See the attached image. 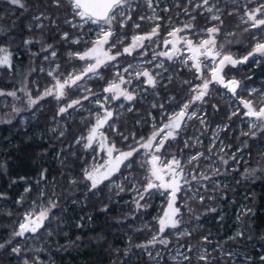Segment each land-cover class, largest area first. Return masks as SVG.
Segmentation results:
<instances>
[{
    "label": "snow or ice",
    "instance_id": "1",
    "mask_svg": "<svg viewBox=\"0 0 264 264\" xmlns=\"http://www.w3.org/2000/svg\"><path fill=\"white\" fill-rule=\"evenodd\" d=\"M143 2L152 10V14L139 15L138 20L133 21V14L140 7V0H35L34 4L29 0H6L14 9L28 13V23L25 25L27 31L39 30L42 35L22 40V47L34 63L28 65L27 73L21 74L18 86L11 90L0 89V97L5 98V106L10 109L4 118H0V122L10 124L13 118L21 117L22 122L26 123L23 114L27 113L35 118L41 102L49 97L58 104L56 116L61 118L70 114V109L82 108L84 101L93 103L95 109H88L92 122L86 125L87 134L79 136L75 144L82 145L85 150L92 149L97 155L103 152V163L84 168L80 180L68 177L69 185L84 183L88 192L95 195L105 181L112 183V178L119 174L123 183L114 184L117 195L126 190L132 191L135 194L132 201L135 211L150 207V200L156 193L166 199L162 214L154 218L157 229L151 239L132 244L129 237L130 246L123 251L126 259L121 264H129L131 255L135 254L134 249H140L153 264H160L164 253L170 256L173 264H220L221 261L233 264L236 253L224 251L222 245L218 244L215 248L219 256H213L203 244L179 243L182 238L193 236V231L185 225L181 208L187 209L193 221H199L201 213L192 207V202L204 205L206 200H213V196L203 195L202 190L207 192L211 188L216 191L226 187L217 178L239 171L246 152L251 157L249 140H264V91L250 89L245 97L240 96L239 92L244 90L242 80L235 76L228 78L226 71L246 64L257 56L264 57V0H246L243 4L238 0H231L235 7L230 11L221 7L226 0H176V15H183L186 19L173 24L175 17H167L170 27L164 36L161 35V24L158 23L164 18L156 13L154 0ZM163 11L169 12L170 9L165 7ZM225 14L238 16L240 23L246 25L243 32L249 34L252 47L243 56L230 50L232 45L240 41L233 39L236 36L234 31L227 30ZM199 16L204 17V27L197 26ZM146 20L154 24L150 30L134 31L130 37L124 31L129 27L130 21H133L132 29H140V22ZM62 25L67 28H62ZM93 25L95 29L92 28ZM46 29L48 38L44 36ZM252 29L257 31L253 33ZM93 30L96 32L95 38L85 40V35ZM57 37L61 46H82L76 49L69 47L65 52L72 71H61L64 60L60 58L58 45L48 42V39L56 40ZM36 45H39V50L33 51ZM153 45L162 50H152L151 57L148 58L149 49ZM14 55L7 44H0V69L14 71ZM126 57L132 58V61H136L137 57L144 59L122 64L121 61ZM72 61L82 62V66L72 64ZM176 65L191 72L197 82L193 79H181ZM108 69L114 70L111 78L103 75ZM33 73L44 74L51 82L42 86L33 79L34 91L28 83V77ZM133 80L146 85L144 91L152 89L157 98L161 96V90L167 91L172 86L177 90V95H169L166 102H153L150 105L151 108L160 110L159 120L151 112L149 119L136 120L137 125H151L147 136L138 137L133 131L125 134L115 124L119 113L111 107L113 102L127 101L129 104L125 110L129 113L135 111L133 103L138 92L129 87ZM90 81L104 82L100 85V92L93 91L89 86ZM217 85L239 100L243 110L241 107L230 109L228 120L231 122L233 117L246 118L248 130L242 131L241 135L248 139L241 141L233 150L232 144H226L220 137V132L228 131L230 124L216 125L211 132L207 152L196 151L185 155V150H191L202 143L200 136L208 131L210 113L206 106L214 98ZM71 96L77 98L71 99ZM9 97L10 101L7 100ZM120 108L124 109L125 105L121 104ZM211 108L213 113L219 110L216 104H211ZM193 120L200 126V134L187 136L189 123ZM106 127L125 142L124 149L118 148L110 140ZM59 136H64L63 130L59 131ZM181 143L183 148L179 147ZM170 149L175 151H169ZM259 156L264 160V150ZM201 159L209 161V166L201 165ZM139 172L144 173L143 177H139ZM46 173L47 169L41 171L40 180H47ZM258 173L264 176V166L259 169L245 167L241 179L254 181ZM20 179L23 180L24 177ZM236 182L239 184L241 181ZM11 183L15 184L17 181L12 180ZM24 191L30 193L32 188H25ZM0 196L3 194L0 193ZM60 198L55 190L49 194L42 189L38 198L29 202L28 210L16 222L17 226L10 238L0 243V250L9 251L20 260V264H43L39 255L29 254L40 253L44 249L32 248L28 242L45 235L51 236L59 229V218L53 210L61 207ZM179 200L184 203L179 204ZM24 201L25 197L21 196L17 204L24 205ZM101 210L107 211L108 206L104 205ZM206 211L215 212L216 209L210 207ZM254 215L251 208L245 207L238 213L237 221L244 225V217ZM54 220L57 221L55 227ZM81 226L77 224V227ZM170 235H175V245L169 239ZM251 238L245 237V228L241 227L229 240ZM202 240L207 243L209 237L205 236ZM157 246L162 251L155 250ZM244 259L245 264H254L252 257L246 256ZM259 262L264 264V255L259 257Z\"/></svg>",
    "mask_w": 264,
    "mask_h": 264
},
{
    "label": "trees",
    "instance_id": "2",
    "mask_svg": "<svg viewBox=\"0 0 264 264\" xmlns=\"http://www.w3.org/2000/svg\"><path fill=\"white\" fill-rule=\"evenodd\" d=\"M159 1L162 4L156 8V13L164 18L158 21L161 24L160 30L164 34L165 30L170 27L167 17H175L173 24L179 19L185 20L186 17L176 15L178 9L175 7L176 2L172 3L173 0H157L156 2ZM29 2L34 4L35 0H29ZM238 2L243 4L239 0ZM165 7H168L170 11L164 12ZM221 7H226L230 11L235 5L232 4L231 0H226V3L221 4ZM143 13L148 14L151 12L143 0H140V7L133 14V21H137L138 16ZM27 15L28 13H22L21 10L8 5L6 0H0V44H7L15 54L13 60L14 71L0 69V89L11 90L18 86L21 74L27 73L28 65L34 63L22 47V40L29 36L40 37L42 33L39 30L27 31L25 28L28 23ZM61 16H63V13H61ZM224 20L227 30L236 33L233 39L241 41L232 45L230 50L238 56L245 55L252 47L249 34L243 32L246 25L240 23L238 16L225 14ZM133 21H130L129 27L124 30L129 37L134 31L146 32L154 26L152 21L146 20L140 22V29H132L131 24ZM197 26H205L203 16L197 17ZM62 28H67V26L62 25ZM252 32L255 33L256 31L252 30ZM73 34H76L75 31H73ZM5 36H7V39H4ZM44 36L48 38L47 29ZM88 36L91 37L90 34ZM84 39L91 40L89 37H84ZM48 42L58 45L60 58L64 60L61 71L65 73L72 71L65 52L69 47L76 49L82 48V46H69L67 44L61 46L58 37L56 40L48 39ZM152 47L149 49V56L154 50ZM38 50L39 45H36L33 51ZM254 60L234 69H226L228 78L235 76L237 79L242 80L244 90L239 92L242 97L246 96L245 88L251 84L260 86L264 91V58L260 65L254 64ZM126 61H132V58L126 57L121 63ZM71 63L82 66V62L72 61ZM112 71L114 70H105L103 75L111 78ZM250 73L251 78H246ZM173 74L176 75V73ZM179 74L181 79H193L196 82L193 74L187 69L179 70ZM33 79H36L42 86L51 82L50 78H46L44 74L37 75L33 73L28 77V83L34 91ZM103 83V81H90L89 86L92 87L93 91L100 92V85ZM142 88L144 95L150 93V89L144 91L146 87ZM171 93L177 95L176 88L172 89L170 87L167 91L161 90L160 98L153 95L145 101L139 99L137 95V99L133 103L135 111L131 113L125 110L128 106L127 103L124 104V109L120 108V105L124 102L123 100L113 102L111 107L116 112L121 113L115 121L116 127L125 134L133 131L138 137L147 136L151 131V125L144 123L137 125L136 120L149 119V112L159 120L160 110L153 109L150 105L153 102H166V98ZM70 98L75 99L77 96H71ZM179 98L182 99V97ZM230 98L234 102L235 100L239 102L231 95ZM7 100L10 101L11 98L9 97ZM4 102L5 98L0 97V118H4L5 113L10 111ZM83 103V109H70V114H65L61 118L56 116L58 104L49 97L46 101L41 102L40 110L36 113L35 118L27 113L23 114V116H27L26 123L22 122L21 117L13 118L10 124L0 122V165H3V167H0V193L3 194V196H0V243L10 238L11 232L17 226L16 222L28 210L29 202L36 200L42 189L49 194L55 190L61 196L59 200L61 207L53 210L55 216L59 218V229L51 236L45 235L38 240H29L28 242L32 248L44 249L40 253L33 252L29 254L39 255L43 264H121V261L126 259L123 256V251L130 246L129 237H131L132 244L144 243L150 240L157 229L154 218L161 215L166 203V199L158 197V193H156L150 200V207L135 211L132 203L135 194L132 191L126 190L117 195L114 184L123 183V178L119 174L112 178V183L105 181L95 195L88 192L84 183L75 186L69 185L67 178L82 179V170L93 164L95 162L94 157L98 156L97 152L92 149L85 150L82 145L75 144V140L79 136L87 134L86 125L92 122L88 109H95L93 103L89 101ZM211 104H216L219 110L213 113ZM206 107L210 110L211 122L222 121L230 124L229 130L223 134V139L227 143H231L233 149L241 141L248 139L239 135L236 130V117L229 122L230 109L226 103H222L214 97ZM53 129L57 131L54 132ZM60 130L64 131L63 137L59 136ZM105 131L118 148H125V142L119 136L107 127ZM248 142L252 153L250 157L252 162L249 163V168L259 169L264 166V160L259 156L264 140L257 139ZM169 151H175V149ZM245 154L249 157L247 152ZM244 168L245 166L242 165L239 171L229 173L227 176L232 175L234 177L239 174V178H241ZM44 169H47L46 181L40 180V173ZM138 175L143 177L144 173L139 172ZM21 177H24V179L21 180ZM12 180H16L17 183L12 184ZM37 181L40 182L37 183ZM241 184L237 190L223 187L216 191H212L211 188L207 192L203 191V195H211L214 199L206 200L204 205L192 202V207L201 213L199 221H193L187 209L182 207L181 212L183 213L185 225L193 231V236L190 238L184 237L179 243L196 245L198 243L202 244V238L205 236L209 239L215 238L223 246L224 251H232L233 247L246 250L248 257H252L254 264H260L259 257L264 255V176L258 173L254 181L242 180ZM28 187H31L32 191L25 193L24 189ZM243 189H248V195L242 194ZM21 196L25 197L24 205L17 204V200ZM241 204H246L245 207L251 208L255 213L254 216L244 217L246 221L244 225L237 221V215L241 212ZM104 205L108 206L107 211L101 210ZM210 207H214L216 211L207 212L206 209ZM56 223L57 221L54 220L53 227ZM77 224L82 226L77 227ZM241 227L245 228V237L251 236L252 238L250 240H229V237L235 235V229L241 230ZM78 237L79 239H77ZM169 239L172 240L173 245L177 243L175 235H170ZM157 247L160 248V246ZM173 251H175V248H173ZM134 253L131 255L129 264H153L140 249H134ZM217 254L219 255L218 252ZM221 262L224 263V261ZM0 264H20V260L11 255L9 251L0 250ZM160 264H173V261L168 254H164V259L160 261Z\"/></svg>",
    "mask_w": 264,
    "mask_h": 264
},
{
    "label": "rangeland",
    "instance_id": "3",
    "mask_svg": "<svg viewBox=\"0 0 264 264\" xmlns=\"http://www.w3.org/2000/svg\"><path fill=\"white\" fill-rule=\"evenodd\" d=\"M157 0H154V7H155V9L158 7V6H160L162 3L159 1V2H156ZM239 1H241V2H243V3H246V0H239ZM176 2V0H173L172 1V3H175ZM159 3V4H158ZM156 11H157V9H156ZM150 12L151 13H148V14H145V13H143L142 15H151L152 14V10L150 9ZM158 14V13H157ZM184 19H179V21H177V22H175V24H179L181 21H183ZM87 27V26H86ZM92 28L93 29H95V26L93 25L92 26ZM169 30V28L168 29H166L165 31V33L163 34L162 33V31H161V35L162 36H164V35H166L167 34V31ZM252 30H255V31H257L256 29H252ZM91 35V37L90 36H88V35ZM95 35H96V32H95V30H93V31H90V32H88L87 33V35H85V37H89L90 39H94L95 38ZM241 42V41H240ZM161 43H162V40H161ZM247 45V44H246ZM152 47V46H151ZM152 48H154V50L155 51H160V50H162V48H156L155 46H153ZM151 57V54H150V56L148 57V58H150ZM263 58L264 57H259V56H257L256 58H255V60H254V64H258V65H260L261 63H262V60H263ZM142 59H144L143 57H139V59H138V57L136 58V61H131V62H133V63H136V62H138V61H140V60H142ZM123 63H125V62H122V64ZM176 67L179 69V70H185L184 68H181L180 67V65H176ZM240 67V66H239ZM1 74V73H0ZM251 73L250 74H248L247 76H246V78H251ZM197 82V81H196ZM165 83H167V81H165ZM218 86L219 85H217L216 86V92H215V94H214V97L215 98H217V99H219L222 103L224 102V103H226L227 104V106H228V108L229 109H232V110H234L236 107H241V105L239 104V102L238 101H236L235 100V102L230 98V94L227 92V90H225V89H222L220 86H219V88H218ZM130 87V89L131 90H135V91H137L138 92V97H139V99H142V100H148V99H150L151 97H153V90L152 89H150V93H148V94H143L144 92H143V88L142 87H147L146 85H144L141 81H136V80H133V83L129 86ZM172 89H175V87L174 86H172ZM246 89V93H247V91L248 90H250V89H256L258 92L259 91H262V89H261V87L260 86H258V85H254V84H251L249 87H247V88H245ZM169 95H175L174 93H171V94H169ZM240 95V94H239ZM240 96H242V95H240ZM161 97V96H160ZM159 97V98H160ZM168 98V97H167ZM166 98V99H167ZM185 97H182V99H184ZM5 103V102H4ZM125 103H127V104H129V102H127V101H124L123 102V104H125ZM79 109H81V108H79ZM83 109V108H82ZM85 109V108H84ZM242 109V108H241ZM207 110H208V112L210 113V110H209V108L207 107ZM243 110V109H242ZM122 113H123V111H121ZM119 114H121L120 112H119ZM209 116H211V115H209ZM24 117V119L25 120H27V116H23ZM159 118H160V116H159ZM234 118V117H233ZM22 120V119H21ZM236 126H237V128H236V130L239 132V135H241V132L242 131H247L248 130V126H247V119L246 118H241V119H237L236 120ZM208 124H209V128H208V131L207 132H205L204 133V135H201L200 136V139H201V141H202V143L200 144V145H197V147H194V148H192L191 150H185V155H187V154H189V152H191V153H195L196 151H201V152H207V149H208V146H209V144H210V142H211V132H212V130H214L215 129V127H216V125H224V124H228V123H224V122H220V121H218V122H211V120H210V117H208ZM199 129H200V126L197 124V122L195 121V120H193V121H191L190 123H189V128H188V132H190L189 134L187 133L186 135L187 136H191V135H199L200 133H199ZM225 133V131L224 132H220V137H221V139H223V134ZM225 143L227 144V142L225 141ZM179 147L180 148H183V144L181 143L180 145H179ZM234 150V149H233ZM262 150H264V142H263V144H262V146H261V151ZM104 156H105V154L103 153V152H100L99 153V155L98 156H95V159H94V163L93 164H91L90 166H88V167H91V166H93V165H96V164H100V163H103V159H104ZM252 162V160L250 161V157H248L246 154L244 155V157H243V159L241 160V165H243V166H245V167H249V163H251ZM232 163V162H231ZM200 164L201 165H203L204 167H208L209 166V161H205V160H203V159H201V161H200ZM87 167V168H88ZM233 167H235V165H233ZM240 170V169H239ZM240 176H239V174H237L236 176H234V177H232V175H230V176H223V177H218L217 179H219L220 181H221V183H222V185H226V187H224V188H227V189H233V190H237L238 188H239V186H241L242 184H241V182L238 184L236 181H242L241 180V178H239ZM203 183H210V182H203ZM248 189H243L242 190V194L243 195H248V191H247ZM202 192H203V190H202ZM134 195V194H133ZM158 197H160V198H165V197H163V196H161V195H159L158 194ZM182 200H179L178 201V203L179 204H183L184 203V201L183 202H181ZM165 206H166V203H165ZM164 206V207H165ZM245 206H246V204H241V206H240V208H241V210L243 209V208H245ZM163 207V208H164ZM161 214H162V212H161ZM159 217V216H158ZM236 224V223H235ZM237 225V224H236ZM238 231H240V229H235V231H234V233L236 234ZM217 238V237H216ZM203 244V247H205V248H207L210 252H212V255L213 256H219L218 254H217V251H215V248H216V246L219 244L220 245V243H219V241L217 240V239H215V238H213V239H209V241L207 242V243H202ZM234 249L232 250V251H234L235 253H236V257H235V259H234V262H233V264H245V257L246 256H248V254H247V251L245 250H240L239 248H237V247H233ZM156 250H161L162 251V249H160L159 247H157V249ZM181 251H183V249H180ZM164 254H167V253H164ZM223 262H220V264H222ZM226 262H224L223 264H225Z\"/></svg>",
    "mask_w": 264,
    "mask_h": 264
},
{
    "label": "water",
    "instance_id": "4",
    "mask_svg": "<svg viewBox=\"0 0 264 264\" xmlns=\"http://www.w3.org/2000/svg\"><path fill=\"white\" fill-rule=\"evenodd\" d=\"M255 58H256V57H255ZM255 58H254V59H255ZM252 60H253V59H250L249 62L252 61ZM249 62H248V63H249ZM248 63H246V64H248ZM246 64H241V65H246ZM241 65H239V66H241Z\"/></svg>",
    "mask_w": 264,
    "mask_h": 264
},
{
    "label": "flooded vegetation",
    "instance_id": "5",
    "mask_svg": "<svg viewBox=\"0 0 264 264\" xmlns=\"http://www.w3.org/2000/svg\"><path fill=\"white\" fill-rule=\"evenodd\" d=\"M221 87V86H220ZM222 88V87H221ZM223 89V88H222Z\"/></svg>",
    "mask_w": 264,
    "mask_h": 264
}]
</instances>
